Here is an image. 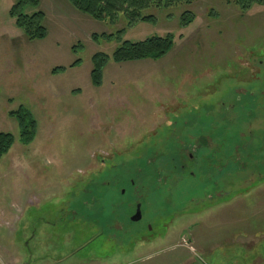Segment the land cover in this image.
Listing matches in <instances>:
<instances>
[{
  "label": "rangeland",
  "instance_id": "rangeland-1",
  "mask_svg": "<svg viewBox=\"0 0 264 264\" xmlns=\"http://www.w3.org/2000/svg\"><path fill=\"white\" fill-rule=\"evenodd\" d=\"M13 1L0 0V131L14 136L0 157V264H264V0H192L132 25L39 0L35 40ZM170 33L163 57L109 59L91 84L95 52ZM175 104L227 134L220 153L182 142L211 158L193 179L198 162L172 159ZM21 106L36 121L29 143L10 115Z\"/></svg>",
  "mask_w": 264,
  "mask_h": 264
},
{
  "label": "trees",
  "instance_id": "trees-1",
  "mask_svg": "<svg viewBox=\"0 0 264 264\" xmlns=\"http://www.w3.org/2000/svg\"><path fill=\"white\" fill-rule=\"evenodd\" d=\"M76 9L94 19L107 20L113 23L118 14H123L129 25L138 21H153L155 17L144 14L150 8L170 7L178 3L189 4L192 0H67ZM241 8L245 9L256 0H233ZM39 0H14L9 8V14L14 18L15 25L20 28L28 40L42 39L46 37L47 30L43 24L44 13L37 8ZM26 7H32L33 11L25 13ZM35 9V10H34ZM188 13V14H186ZM194 14L185 12L182 23L186 25L191 22ZM122 31L117 33L121 34ZM110 36V35H109ZM97 38L96 34L91 36ZM174 46L173 35L151 36L139 41L123 40L109 56L104 52H95L91 56L90 81L94 86H100L103 82V72L109 59L116 63L143 59H159L166 55ZM76 60L70 65L79 63ZM65 67H55L51 70L53 74L65 71ZM19 125V137L22 143H29L36 134V121L31 113L22 106L15 111H10ZM14 136L11 133L0 131V157L6 154L13 144Z\"/></svg>",
  "mask_w": 264,
  "mask_h": 264
},
{
  "label": "flooded vegetation",
  "instance_id": "flooded-vegetation-1",
  "mask_svg": "<svg viewBox=\"0 0 264 264\" xmlns=\"http://www.w3.org/2000/svg\"><path fill=\"white\" fill-rule=\"evenodd\" d=\"M221 104H222V106L227 105L229 109L232 108V106H233V105L229 106V104H227L226 102H221ZM189 108L195 109L193 106L189 107ZM189 108H188V110H189ZM172 109H173V112L176 111L175 112L176 119L172 123V130H173L172 135L174 136V141H175V147L172 150V159L176 163V165H180V167H182V169L184 167L183 156H185L186 161H188L190 163L196 164L198 162V165H197L198 169L194 170V171L189 170V172H188V175H189L188 177L192 178V177H194L195 173H198V171L202 169L199 167L205 166V167L209 168L208 164H210L211 158L206 153H200L198 155L199 156L198 157L191 151L193 149L198 150L200 148L201 141H204L205 146L210 151L213 150V152H217L219 150L218 152L220 153L222 148L227 143V134L225 132V129H223L222 127H221V131L218 133L216 126L214 124L212 125V121L198 119V120H194L191 122V120H189V119L186 120L185 117L184 118L178 117V115H179L178 104H175L172 107ZM181 112H184V110ZM205 116H207V115H205ZM198 118H200L199 115H198ZM180 121H182V122L179 123ZM249 123H251V121ZM183 135H185V136H183ZM183 141L186 142V146L189 147L191 149V151L189 150L187 153H185V151H187V150L182 148L184 146V143H182ZM176 177H180V176H176ZM138 206H139V209L141 212V204L139 202H137L135 204L134 212L127 216V219H128V221H130V223H139L143 220L142 213H141L139 219L133 220V216L135 215ZM148 228L150 229L151 227L148 226Z\"/></svg>",
  "mask_w": 264,
  "mask_h": 264
},
{
  "label": "crops",
  "instance_id": "crops-1",
  "mask_svg": "<svg viewBox=\"0 0 264 264\" xmlns=\"http://www.w3.org/2000/svg\"><path fill=\"white\" fill-rule=\"evenodd\" d=\"M54 3H55V5L59 6V8H64L65 9V7H63V6L64 5L66 6L67 3H69V2L67 0H55ZM67 9H69V8H67Z\"/></svg>",
  "mask_w": 264,
  "mask_h": 264
},
{
  "label": "water",
  "instance_id": "water-1",
  "mask_svg": "<svg viewBox=\"0 0 264 264\" xmlns=\"http://www.w3.org/2000/svg\"><path fill=\"white\" fill-rule=\"evenodd\" d=\"M140 215H141V212H140V209H139V206H138V208H137V210H136V213H135V215L133 216V220H137V219H139Z\"/></svg>",
  "mask_w": 264,
  "mask_h": 264
}]
</instances>
